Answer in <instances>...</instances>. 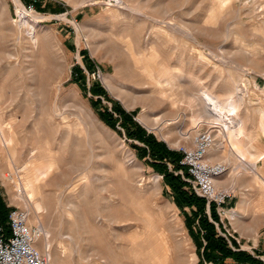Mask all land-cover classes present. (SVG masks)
I'll return each mask as SVG.
<instances>
[{"label":"rangeland","instance_id":"rangeland-1","mask_svg":"<svg viewBox=\"0 0 264 264\" xmlns=\"http://www.w3.org/2000/svg\"><path fill=\"white\" fill-rule=\"evenodd\" d=\"M19 1L0 0V96L12 104H4V118L16 124L9 134L17 141L2 151L0 142V196L9 212L20 208L31 227H43L35 245L49 264H217L203 257L196 206L178 203L116 106L176 152L202 127L214 130L207 158L226 166L220 179L234 182L217 187L229 195L214 203L218 221L204 198L206 213L233 251L264 263V0ZM22 12L35 18L34 33L18 28ZM161 64L176 85L162 96L139 67L159 71ZM200 87L225 102L242 97L244 134L231 133L229 119H202L197 127L190 106L196 115ZM26 104L36 110L22 127ZM106 113L117 121L107 122ZM182 122L189 139L180 135ZM31 160L54 168L22 199L13 179L25 181ZM165 163L188 194L201 197L183 168Z\"/></svg>","mask_w":264,"mask_h":264},{"label":"bare ground","instance_id":"bare-ground-1","mask_svg":"<svg viewBox=\"0 0 264 264\" xmlns=\"http://www.w3.org/2000/svg\"><path fill=\"white\" fill-rule=\"evenodd\" d=\"M16 1L20 4L19 0H16ZM116 1L118 3L121 2L120 0H116ZM22 13H23V18L18 23V28H20L21 26L23 27L24 25H27V26L30 27L29 29H31L33 31L34 28H35V26L33 24L35 18H33V21H31L32 19H29L27 21V20H25L26 17H24V15H26V13L25 12H22ZM162 22L164 24L170 25L171 27L169 29L173 33L184 34L188 38L191 37L192 39H194L196 41V39L193 37L194 33L190 32L189 30H187L185 28H182V27H180V26H178L176 24H173V23L171 24V23H167L165 21H162ZM33 33H34V31H33ZM139 67H141V68L143 67V70L147 73L148 78L153 83H157L160 86V88L162 89L160 91V94H161L160 96L163 95V90L166 89L167 87L168 88L171 87L172 90L175 89V87H176L175 82L173 81V79H171V77H169L167 75V70H165L163 68V67H166L165 65L161 64L160 67H162V68L159 71H156L152 66H151L152 69H150V67H149V71H148V68H144V67H148V65H141ZM163 70H165V71L163 72ZM188 81L185 78V79L182 80V83L183 82L187 83ZM180 86L183 87L182 84ZM178 90L180 91V89H178ZM187 96H189V95H186L185 97H187ZM195 97H196L197 103L199 105V110L197 111L196 115L194 113L195 111H193L194 110L193 106H190V107H192V112H193L192 116H196V120L194 122L198 123L199 120H202V119H209L208 123H213L216 120H220L222 122H225L227 119H229L232 122V125H230L231 126L230 127L231 133H233V134H241V135L244 134V121L239 119L240 118L239 108H240V103L242 102V97L241 96H239V99L237 101L229 100L228 102H225L221 98L216 97L214 94H212L208 89H203V88L201 89V87H200L199 90H198L197 96H195ZM34 101H36V100H34ZM188 102L190 103V101H188ZM6 103L3 101L2 97L0 96V142L2 141L4 143L3 147H1V151L4 150L5 148H12V147H14V145L17 144L16 143L17 141L13 137L12 133L9 134V132L12 129H14V126H16V124L13 123V124L10 125V123H8V121L5 120V118H4L5 114L7 112L6 109L9 108V107H4V104H6ZM36 103H38V102H36ZM10 104H11V102H10ZM10 104H8V105H10ZM31 106L36 110V107H35V105L33 106V104L32 105L26 104L25 107H21V111L24 110L25 114L23 115L21 121L18 122V123L22 127L25 126V124L27 122L26 118L31 116L30 115V113L32 112V111H30L31 110ZM12 115H13V113H12ZM176 117H177V115H176ZM175 119H172V120H175ZM200 123L201 122H199V124L197 125L198 128H199ZM181 124H182V126H181V129L179 131L180 135H182L183 138L189 139L190 136H185L189 132V129L188 128L185 129V122H182ZM40 128H41V126H40ZM178 144H179V142H178ZM242 154L245 155L244 153H242ZM3 155H4V153H3ZM244 157H246V155ZM244 157L242 159H245ZM254 159H255L256 163L259 161V159L256 158V157ZM42 163H43V164H41L42 166L47 164V167L44 170L40 169V167H42V166L39 163L38 164H36V163L33 164L32 160L31 161H26L24 163L23 169H22V173L25 176V181L24 180L18 181V179H15V177H14L13 180L15 182V187H16V190L18 192L17 193L18 197H20L22 199H25V196L27 194H29V196H32L34 194L35 186H36V189H37V185H38V181L40 179V176L47 174L49 169L54 168L53 161L49 162L47 160H43ZM257 171H258L257 167L252 170L253 174H255V175L257 174ZM218 178L219 177L215 178V180H214L216 188L221 186V185H223V188H224V186H228L229 184L234 182V180H232L230 177L229 178L225 177L223 179H220V178L218 179ZM216 179H218L217 182H216ZM230 181H231V183H230ZM230 187L231 186H229V188ZM219 188H217V189H219ZM231 188H233V187H231ZM224 189H228V188H224ZM223 191H226V190H223ZM243 203H244V205H245V203H247L246 197L242 198L241 205H243ZM33 205H34L35 210H39V209L42 208L41 205L36 200H33ZM241 205H240V207H241ZM37 213H39V212H37ZM27 215H28V213H27ZM235 215H237V211H232L231 216H235ZM28 217H29V215H28ZM28 221H29V219H28ZM38 230L41 232L43 230V227L41 226L40 229H38Z\"/></svg>","mask_w":264,"mask_h":264},{"label":"built area","instance_id":"built-area-1","mask_svg":"<svg viewBox=\"0 0 264 264\" xmlns=\"http://www.w3.org/2000/svg\"><path fill=\"white\" fill-rule=\"evenodd\" d=\"M214 141V130L202 127L191 144H181L178 150L182 154L180 163L188 172L194 190L220 207L229 195L217 189L214 182L226 171V166L211 163L207 158ZM40 235L37 228L30 226L25 211L12 209L5 223L0 220V264H49V258L35 245Z\"/></svg>","mask_w":264,"mask_h":264},{"label":"trees","instance_id":"trees-1","mask_svg":"<svg viewBox=\"0 0 264 264\" xmlns=\"http://www.w3.org/2000/svg\"><path fill=\"white\" fill-rule=\"evenodd\" d=\"M103 92L106 93L104 90ZM116 111L121 115L120 119L123 126L127 128L128 136L145 143L146 147L142 149L143 155L149 156L158 171L165 174V179L171 185L178 203L182 206H196L197 209L193 210V215L195 219H199L200 230L198 232L203 231V237L207 242L204 246L203 257L217 264H225V258L230 256L235 259L233 264H264L262 260L253 257L246 251H233L225 238L218 233L215 224L210 221L206 213V200L196 195L188 194L184 189L185 182L179 176L167 171L168 168L165 162L169 161L177 168H183L188 175L185 167L180 163L182 154L169 149L166 143L158 141L154 135L148 133L146 129L133 119L132 115L128 114L120 106H116ZM103 116L109 123L113 124V122L117 121L113 113H106ZM8 216L9 210L0 196V220L5 223L8 220ZM211 216L218 221L219 215L214 203L211 204Z\"/></svg>","mask_w":264,"mask_h":264}]
</instances>
